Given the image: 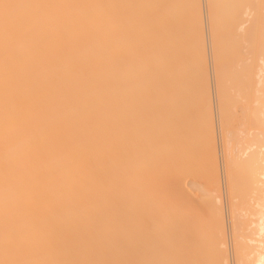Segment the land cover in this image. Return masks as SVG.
<instances>
[{
	"label": "bare ground",
	"instance_id": "bare-ground-1",
	"mask_svg": "<svg viewBox=\"0 0 264 264\" xmlns=\"http://www.w3.org/2000/svg\"><path fill=\"white\" fill-rule=\"evenodd\" d=\"M0 264H264V0H0Z\"/></svg>",
	"mask_w": 264,
	"mask_h": 264
}]
</instances>
